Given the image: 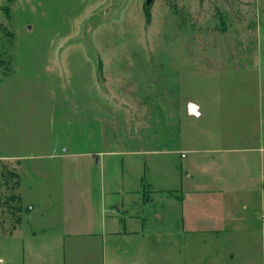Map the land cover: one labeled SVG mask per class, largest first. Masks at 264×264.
<instances>
[{
	"label": "rangeland",
	"instance_id": "374dc122",
	"mask_svg": "<svg viewBox=\"0 0 264 264\" xmlns=\"http://www.w3.org/2000/svg\"><path fill=\"white\" fill-rule=\"evenodd\" d=\"M147 2L0 0V237L109 198L147 218L145 264H264V0Z\"/></svg>",
	"mask_w": 264,
	"mask_h": 264
},
{
	"label": "crops",
	"instance_id": "0c3cea01",
	"mask_svg": "<svg viewBox=\"0 0 264 264\" xmlns=\"http://www.w3.org/2000/svg\"><path fill=\"white\" fill-rule=\"evenodd\" d=\"M96 160V164L101 161L100 159ZM212 170L215 169L207 166L203 169V173L212 172ZM196 174L198 172H195L194 169L185 176L180 172V179L182 182L184 179L188 180L187 182H195L198 177ZM260 177L264 182L263 171ZM205 184L197 188L193 187L196 190L191 189L192 191L188 192L196 193L197 195L193 194L195 197L202 193L206 195L207 192H210L211 186ZM171 189V187L160 189L158 192L161 191V194L165 195L161 199L164 200L168 197L172 203L177 201L180 204V200L174 197L177 189ZM134 190L120 193L126 204L128 202L131 204L132 211L129 214L140 212L138 209L146 205L143 197L135 193ZM181 190L184 194L183 186H181ZM189 193L184 194L182 206L186 200L191 199L190 195H186ZM129 196H134L136 201ZM74 199L75 202H78V199L75 197ZM90 199L92 202L88 212L92 218L91 223L82 222L80 226H71L70 228L64 227V225L62 228L44 226L39 220L37 224L34 223L31 213H28L34 209L30 206L31 210L28 209L25 213L24 222L19 230L13 235L0 237V249L6 250L5 243H8L11 249L17 250L15 257L8 258V264H96L97 260L102 264H145L147 258L145 241H148V237L144 227L147 218L144 216L145 219H141L139 214L136 217L124 214L126 218L118 216L116 204L109 198L104 200L101 197L102 201L99 203V207L94 210L93 199ZM79 200L81 203L82 199ZM55 213V211H47V213L41 214V217L43 219L45 216ZM95 216L98 217L97 226L94 223ZM159 219L162 220V216H159ZM182 221L183 231L190 234L192 231H186L185 228L186 216ZM168 237L175 240L176 233H168ZM4 255L5 253L0 254V264H7L6 258L3 259Z\"/></svg>",
	"mask_w": 264,
	"mask_h": 264
},
{
	"label": "water",
	"instance_id": "95a60500",
	"mask_svg": "<svg viewBox=\"0 0 264 264\" xmlns=\"http://www.w3.org/2000/svg\"><path fill=\"white\" fill-rule=\"evenodd\" d=\"M150 4V0H148L147 5ZM199 113V109L194 104H189L188 106V114L190 115H197Z\"/></svg>",
	"mask_w": 264,
	"mask_h": 264
},
{
	"label": "trees",
	"instance_id": "16d2710c",
	"mask_svg": "<svg viewBox=\"0 0 264 264\" xmlns=\"http://www.w3.org/2000/svg\"><path fill=\"white\" fill-rule=\"evenodd\" d=\"M201 1V0H200ZM11 177H13V178H15V179H18L19 177L16 175V174H14V173H12L11 174ZM21 185L19 184V180H18V182L16 183V185H15V190H13V191H17V189L20 187ZM13 198H15V197H13ZM17 201H19L20 203H21V206H22V198H21V196L20 195H18V197H17ZM22 209V208H21ZM26 212H27V209L25 210ZM20 222H21V220H20Z\"/></svg>",
	"mask_w": 264,
	"mask_h": 264
}]
</instances>
